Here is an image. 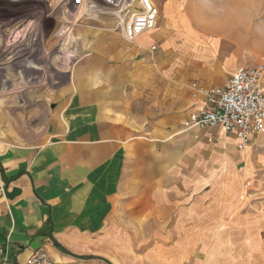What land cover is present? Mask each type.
<instances>
[{
  "label": "crops",
  "instance_id": "0c3cea01",
  "mask_svg": "<svg viewBox=\"0 0 264 264\" xmlns=\"http://www.w3.org/2000/svg\"><path fill=\"white\" fill-rule=\"evenodd\" d=\"M183 11L133 41L97 18L76 30L82 54L69 65L10 69L0 260L41 248L70 264L148 244L151 264H264V131L240 149L234 131L191 125L201 90L238 66ZM156 35L166 45L151 50Z\"/></svg>",
  "mask_w": 264,
  "mask_h": 264
},
{
  "label": "rangeland",
  "instance_id": "374dc122",
  "mask_svg": "<svg viewBox=\"0 0 264 264\" xmlns=\"http://www.w3.org/2000/svg\"><path fill=\"white\" fill-rule=\"evenodd\" d=\"M153 1L159 8L157 28L162 22L165 25L171 17L174 18V25L177 24L178 14L189 8L190 13H187L198 22L196 26L193 25V29L212 30L218 34L215 35L218 42L214 56L234 59L238 67L264 68V0ZM81 12H77L70 0H0V94L10 95V69L18 68L22 74V68L27 62L33 66L46 63L52 67H65L75 58H80L82 44L76 30L92 20L106 17H86ZM173 30L176 32V29ZM156 36L151 38L154 41L151 50L166 45L167 37ZM210 36L203 35L201 39L210 42ZM175 39L173 46L181 42L179 37L175 36ZM62 51L69 56L65 57L67 60H63ZM25 69L27 73L30 71L33 78L37 76L38 69L30 70L28 66ZM5 104L10 110V103ZM242 195L246 199V193ZM224 233L221 231L219 234L222 236ZM133 248L136 250L133 254L80 255L72 259L70 264L152 263L150 245Z\"/></svg>",
  "mask_w": 264,
  "mask_h": 264
},
{
  "label": "built area",
  "instance_id": "2783aa9c",
  "mask_svg": "<svg viewBox=\"0 0 264 264\" xmlns=\"http://www.w3.org/2000/svg\"><path fill=\"white\" fill-rule=\"evenodd\" d=\"M77 12L86 17L102 15L113 18V30L128 41L154 29L159 8L153 0H70ZM63 60H67L64 51ZM62 60V61H63ZM264 68L239 66L222 88L201 90L203 101L191 114V125H221L226 132L234 131L243 149L250 140L264 131ZM196 87V84H193ZM0 264H13L4 256ZM22 264H61L43 249L32 250Z\"/></svg>",
  "mask_w": 264,
  "mask_h": 264
},
{
  "label": "trees",
  "instance_id": "16d2710c",
  "mask_svg": "<svg viewBox=\"0 0 264 264\" xmlns=\"http://www.w3.org/2000/svg\"><path fill=\"white\" fill-rule=\"evenodd\" d=\"M55 245L62 251L66 252V250L59 244L55 241Z\"/></svg>",
  "mask_w": 264,
  "mask_h": 264
}]
</instances>
